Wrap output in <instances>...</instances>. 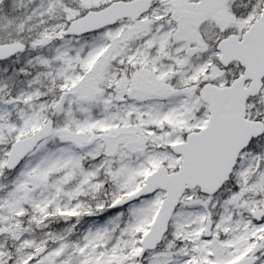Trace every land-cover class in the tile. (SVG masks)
Returning a JSON list of instances; mask_svg holds the SVG:
<instances>
[{"label": "snow or ice", "instance_id": "6c2138e0", "mask_svg": "<svg viewBox=\"0 0 264 264\" xmlns=\"http://www.w3.org/2000/svg\"><path fill=\"white\" fill-rule=\"evenodd\" d=\"M0 264H264V0H0Z\"/></svg>", "mask_w": 264, "mask_h": 264}]
</instances>
